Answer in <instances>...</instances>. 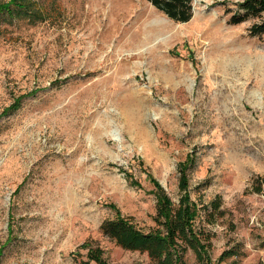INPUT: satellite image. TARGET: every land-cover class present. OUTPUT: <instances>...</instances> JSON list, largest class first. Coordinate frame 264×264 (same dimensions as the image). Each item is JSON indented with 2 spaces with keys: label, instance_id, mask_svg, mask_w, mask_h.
Wrapping results in <instances>:
<instances>
[{
  "label": "rangeland",
  "instance_id": "rangeland-1",
  "mask_svg": "<svg viewBox=\"0 0 264 264\" xmlns=\"http://www.w3.org/2000/svg\"><path fill=\"white\" fill-rule=\"evenodd\" d=\"M240 1L193 0L186 22L149 0L0 13V264H73L84 243L148 262L100 226L163 228L157 186L178 205L182 167L211 249L180 264H264V37L228 21Z\"/></svg>",
  "mask_w": 264,
  "mask_h": 264
},
{
  "label": "trees",
  "instance_id": "trees-1",
  "mask_svg": "<svg viewBox=\"0 0 264 264\" xmlns=\"http://www.w3.org/2000/svg\"><path fill=\"white\" fill-rule=\"evenodd\" d=\"M158 9L178 22L189 21L194 14L193 0H149ZM230 14L228 21L239 24L252 20L249 27L251 35L264 37V0H242L235 7H227ZM0 13L10 17L45 18V14L35 0H9L0 2ZM20 100V98L18 99ZM17 100V101H18ZM16 102L13 106H17ZM181 188L183 195L180 203L175 205L161 185L158 192V214L163 228L145 231L124 216L105 219L101 230L126 249L148 252L150 260L138 264H180L187 247H193L201 257L210 252L209 238L201 235L202 228L196 226L199 214L197 205L191 202L186 167L181 168ZM253 190L264 193V176L254 181ZM213 211L223 213L220 201L212 200ZM208 207V205L206 206ZM86 253L74 252L73 264H109L104 249L100 246L82 244ZM228 255H221L219 264Z\"/></svg>",
  "mask_w": 264,
  "mask_h": 264
},
{
  "label": "bare ground",
  "instance_id": "bare-ground-1",
  "mask_svg": "<svg viewBox=\"0 0 264 264\" xmlns=\"http://www.w3.org/2000/svg\"><path fill=\"white\" fill-rule=\"evenodd\" d=\"M156 24H157V23H156ZM156 24H153V25H147V26H148L149 29H155ZM160 25L163 26V27H166V28L168 27L167 23H160ZM148 28H147V29H148ZM138 36H139V34H138ZM149 37H150V35H146L145 37L141 38V40L144 41V40L148 39Z\"/></svg>",
  "mask_w": 264,
  "mask_h": 264
}]
</instances>
